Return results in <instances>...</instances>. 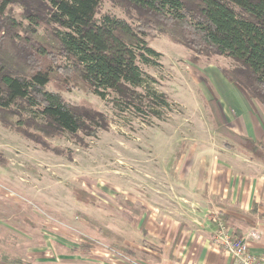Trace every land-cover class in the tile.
Returning <instances> with one entry per match:
<instances>
[{
  "label": "rangeland",
  "instance_id": "1",
  "mask_svg": "<svg viewBox=\"0 0 264 264\" xmlns=\"http://www.w3.org/2000/svg\"><path fill=\"white\" fill-rule=\"evenodd\" d=\"M24 12L25 8L15 3L5 15L25 27ZM106 14L127 18L110 0H100L96 19ZM37 31L47 52L54 53L51 35L44 28ZM145 40L158 56L149 57L153 64L138 63L146 79L144 85L162 94L166 106L154 107L143 100L144 111H137L110 93L101 99L80 85H64L65 77L55 73L46 90L103 115L105 129L91 137L63 132L45 136L31 125L30 121L44 122L30 107L20 112L13 109V115L5 116L8 126L0 123V264H27L12 261L16 245L10 238L5 242L9 233L1 231L4 219L8 225L23 227L28 237L40 234L36 242H25V251L34 246L49 248L50 242L72 247L80 254L76 259L82 261L88 253L80 244L89 242L93 244L91 251H104L110 257L113 249L127 246L125 241H135L133 224L140 220L151 196L173 195L169 189L178 188L173 184L180 183L176 180L182 177L194 188L202 173L200 168V173L194 170L203 162L209 164L211 152L220 155L227 144L235 151L236 145L245 146L243 136L235 134L231 141L225 135L226 129L233 133L229 125L233 115L222 109L225 96L218 80L224 78L221 68H234L232 60L218 55L196 56L155 32L147 34ZM28 56L31 62L33 57ZM39 58V62L34 59V67L47 66L53 60L50 56ZM63 61L55 56L58 64ZM214 75L219 79L215 81ZM148 76L155 82L147 80ZM137 91L144 94L141 88ZM248 101L253 112L264 119V109L255 100ZM16 126L33 137H24Z\"/></svg>",
  "mask_w": 264,
  "mask_h": 264
},
{
  "label": "trees",
  "instance_id": "2",
  "mask_svg": "<svg viewBox=\"0 0 264 264\" xmlns=\"http://www.w3.org/2000/svg\"><path fill=\"white\" fill-rule=\"evenodd\" d=\"M110 1L124 10L126 19L108 14L96 19L100 0H0V123L4 127L8 126L5 116L25 107L34 108L42 118L43 124L30 122L45 136L63 132L91 137L107 127L103 115L46 90L55 73L65 77L64 85L81 86L101 99L110 93L137 111H144L143 100L154 107L166 106L162 94L144 85L146 79L138 66L153 64L149 57L158 56L145 40L151 32L196 56L232 60L234 68H221L222 75L264 109V0ZM15 3L25 8V27L5 15ZM38 28L53 38L54 53L47 52ZM28 55L33 57L31 62ZM56 55L65 62H55ZM39 56L53 60L47 66L34 67ZM147 80L155 82L149 76ZM15 129L24 137H33L19 126ZM225 135L231 141L236 136L227 129ZM240 138L245 146L236 145L237 151L264 165V145ZM226 146L232 148V144ZM80 245L87 252L93 247L89 242ZM117 250L127 257L134 253L128 246Z\"/></svg>",
  "mask_w": 264,
  "mask_h": 264
},
{
  "label": "crops",
  "instance_id": "3",
  "mask_svg": "<svg viewBox=\"0 0 264 264\" xmlns=\"http://www.w3.org/2000/svg\"><path fill=\"white\" fill-rule=\"evenodd\" d=\"M214 77L215 81L219 79ZM232 85L224 78L218 80L225 96L222 109L226 115H233L230 129L236 135L264 145V119L253 112L249 98ZM223 148L220 155L211 152L209 164L203 162L196 166L194 172H199L200 168L202 173L199 172L198 183H194L195 189L182 177L176 180L180 183L173 184L178 188H168L175 193L166 196L167 200L156 195L145 202L140 220L133 224L136 242L125 241L134 251L132 257L115 249L112 254L109 252L110 257L104 251L90 250L86 259L78 261L80 254L72 247L50 242L49 248L34 246L25 251V242H36L40 234L28 237L23 227L8 225V220L4 219L1 231L9 233L5 242L10 238L16 245L12 247L15 248L12 261L27 264H235L233 256L213 240L214 215L226 217L224 223L238 238L257 229L258 238L250 240L248 247L254 255L264 256V166L226 145ZM186 189L184 195L182 192Z\"/></svg>",
  "mask_w": 264,
  "mask_h": 264
},
{
  "label": "built area",
  "instance_id": "4",
  "mask_svg": "<svg viewBox=\"0 0 264 264\" xmlns=\"http://www.w3.org/2000/svg\"><path fill=\"white\" fill-rule=\"evenodd\" d=\"M212 221L215 226L214 242L233 256L235 264H264V256L254 255L248 247L250 240L258 238L256 229H252L245 236L238 238L234 236L221 218L215 217Z\"/></svg>",
  "mask_w": 264,
  "mask_h": 264
}]
</instances>
